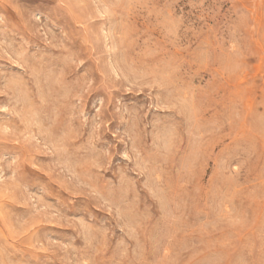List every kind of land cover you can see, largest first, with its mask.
Wrapping results in <instances>:
<instances>
[{"label": "rangeland", "instance_id": "1", "mask_svg": "<svg viewBox=\"0 0 264 264\" xmlns=\"http://www.w3.org/2000/svg\"><path fill=\"white\" fill-rule=\"evenodd\" d=\"M0 264H264V0H0Z\"/></svg>", "mask_w": 264, "mask_h": 264}]
</instances>
